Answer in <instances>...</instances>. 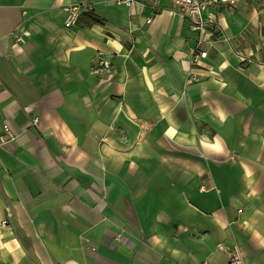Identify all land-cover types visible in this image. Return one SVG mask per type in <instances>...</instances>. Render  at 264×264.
I'll list each match as a JSON object with an SVG mask.
<instances>
[{
	"label": "crops",
	"instance_id": "obj_1",
	"mask_svg": "<svg viewBox=\"0 0 264 264\" xmlns=\"http://www.w3.org/2000/svg\"><path fill=\"white\" fill-rule=\"evenodd\" d=\"M209 13L0 0V264H264V0Z\"/></svg>",
	"mask_w": 264,
	"mask_h": 264
},
{
	"label": "built area",
	"instance_id": "obj_2",
	"mask_svg": "<svg viewBox=\"0 0 264 264\" xmlns=\"http://www.w3.org/2000/svg\"><path fill=\"white\" fill-rule=\"evenodd\" d=\"M118 3L125 2L130 4L132 2L148 5L155 10L165 9L175 12L185 18L189 27L195 31H202L207 23H210L215 18V13H209L206 18L203 17V12L209 8H216L225 4L229 7H235L237 0H116ZM163 3V7L159 5ZM91 7L87 3H77L67 5L63 8L64 19L63 27L65 29L75 28L78 24L79 18L88 13ZM150 22V18L147 19V23ZM194 60L197 58H205L206 52L200 51L199 53H193ZM97 62L103 67L108 68L110 63L106 59L99 58ZM13 139V135L7 126H3V133L0 134V146L7 145ZM2 226L6 225V221L1 223ZM227 257L229 264H245L239 248L234 247L227 250Z\"/></svg>",
	"mask_w": 264,
	"mask_h": 264
}]
</instances>
